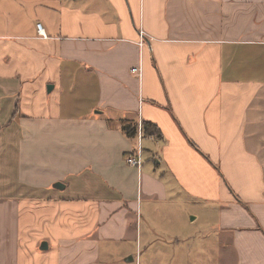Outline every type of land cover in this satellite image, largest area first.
<instances>
[{
  "label": "crops",
  "instance_id": "crops-1",
  "mask_svg": "<svg viewBox=\"0 0 264 264\" xmlns=\"http://www.w3.org/2000/svg\"><path fill=\"white\" fill-rule=\"evenodd\" d=\"M212 233L264 264V0H0V264H141L158 234L192 264Z\"/></svg>",
  "mask_w": 264,
  "mask_h": 264
},
{
  "label": "rangeland",
  "instance_id": "rangeland-1",
  "mask_svg": "<svg viewBox=\"0 0 264 264\" xmlns=\"http://www.w3.org/2000/svg\"><path fill=\"white\" fill-rule=\"evenodd\" d=\"M179 210V209H178ZM180 210H182L185 213V216L188 217H192L191 214V208L190 207H180ZM198 211V210H197ZM200 212V211H198ZM210 223H213L214 225L216 224V219L215 217H212V222L208 221V225ZM201 224V222H200ZM207 224H204L203 227H201V229L205 230ZM200 226V225H199ZM199 228V227H198ZM202 230V231H203ZM161 232V230H159ZM202 238L204 239V245L198 247L197 249V253H198V257L196 258V262H192V264H223V262L227 263V264H231V255L227 254L229 256V258H226V260H223L225 258L222 257V252H219L217 246H216V234L212 233L210 234H205L202 236ZM151 243L152 244V248L149 250L144 251V247L145 245V241L142 242L143 244V248L141 249V264H176V263H171V262H163L161 261V234H158V236H152L150 238ZM207 240V241H206ZM208 243V244H206ZM212 243V245H210ZM167 252V256L170 254H178L179 253L177 251H172L170 249L166 250ZM104 257V256H103ZM190 257V256H189ZM188 257V258H189ZM189 261V260H188ZM190 264V263H189Z\"/></svg>",
  "mask_w": 264,
  "mask_h": 264
},
{
  "label": "built area",
  "instance_id": "built-area-1",
  "mask_svg": "<svg viewBox=\"0 0 264 264\" xmlns=\"http://www.w3.org/2000/svg\"><path fill=\"white\" fill-rule=\"evenodd\" d=\"M36 31H37V36L41 38H46V34L42 28L41 24L36 25ZM140 36V42L139 46H142V40H143V33H139ZM133 74H136L137 77H141V69L140 68H134L132 70ZM136 145L134 147V150L127 154L125 157V163L133 168H136L138 171L142 167V156H143V148H142V140H143V129H142V124L139 122L137 124V130H136Z\"/></svg>",
  "mask_w": 264,
  "mask_h": 264
},
{
  "label": "trees",
  "instance_id": "trees-1",
  "mask_svg": "<svg viewBox=\"0 0 264 264\" xmlns=\"http://www.w3.org/2000/svg\"><path fill=\"white\" fill-rule=\"evenodd\" d=\"M142 129H143V138L161 137L158 128L151 123H142ZM122 130L128 138L133 139L136 137L137 124L135 123L131 125H125L123 126Z\"/></svg>",
  "mask_w": 264,
  "mask_h": 264
},
{
  "label": "water",
  "instance_id": "water-1",
  "mask_svg": "<svg viewBox=\"0 0 264 264\" xmlns=\"http://www.w3.org/2000/svg\"><path fill=\"white\" fill-rule=\"evenodd\" d=\"M55 187L59 189H63V186L61 184H56Z\"/></svg>",
  "mask_w": 264,
  "mask_h": 264
}]
</instances>
